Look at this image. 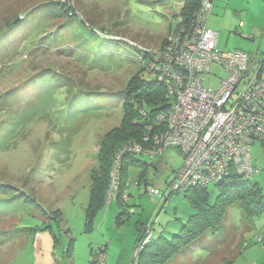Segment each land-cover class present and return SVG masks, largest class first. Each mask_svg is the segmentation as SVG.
<instances>
[{"label": "rangeland", "instance_id": "374dc122", "mask_svg": "<svg viewBox=\"0 0 264 264\" xmlns=\"http://www.w3.org/2000/svg\"><path fill=\"white\" fill-rule=\"evenodd\" d=\"M261 1L262 6L249 9V0H213L208 26L218 33L219 50L264 55ZM184 3L0 0V264H67L70 256L77 264H92L100 245L107 242L106 264H130L138 219L154 223L145 260L159 250L154 243L161 245L181 232L194 213L186 191L173 194L159 218L156 200L143 192L147 181L163 188L174 179L183 163L176 149L162 158L141 156L147 164H126L122 184H127L130 199L124 205L112 201L95 222L92 215L86 221L85 208L103 137L123 125L126 107H137L123 91L135 75L152 80L140 72L137 47L106 35L119 34L126 41L158 48L182 20ZM62 4L75 8V15L64 12ZM224 75L214 64L204 85L215 88ZM251 154L260 167L251 182L264 193L260 141L252 145ZM208 190L215 203L218 187L210 184ZM131 208L135 212L114 228L117 211ZM219 231H227L222 240H242V249L249 238L264 232V215L249 219L239 205H231ZM45 232L53 243L50 253L44 244L38 246L42 239L37 235ZM233 252L230 245L216 251L211 264H224ZM201 253L202 249L193 251L197 257ZM180 260L187 264L183 255Z\"/></svg>", "mask_w": 264, "mask_h": 264}, {"label": "built area", "instance_id": "2783aa9c", "mask_svg": "<svg viewBox=\"0 0 264 264\" xmlns=\"http://www.w3.org/2000/svg\"><path fill=\"white\" fill-rule=\"evenodd\" d=\"M213 8V0H202L192 21L175 27L158 48L127 41L138 48L144 72L166 87L169 105L144 129L143 140L151 147L131 139L117 152L109 201L117 198L122 160L129 153L153 159L176 149L183 155L182 166L165 187L145 186L156 197L158 218L168 198L181 190L220 182L232 172L252 178L260 171L251 148L257 141L264 146V55L219 50L218 33L207 24ZM214 64L226 75L217 87H206L204 79ZM123 198L128 200L130 194L125 192ZM153 227V222L146 223L131 263L152 240ZM107 259L103 245L92 264H106Z\"/></svg>", "mask_w": 264, "mask_h": 264}, {"label": "trees", "instance_id": "16d2710c", "mask_svg": "<svg viewBox=\"0 0 264 264\" xmlns=\"http://www.w3.org/2000/svg\"><path fill=\"white\" fill-rule=\"evenodd\" d=\"M60 2L63 3V1H59L58 3ZM201 2L202 0H185L182 10L183 18L176 27L190 23L195 12L200 7ZM61 8L64 12L67 11L70 15H75L76 9L72 6L62 4ZM106 37L113 42H127L120 39L119 37L123 36L119 34L106 35ZM133 41L136 42V40ZM130 44L133 45L132 43ZM140 72H144V70L142 69ZM123 95L126 98L133 97L137 102V107H126V116L124 117L123 125L109 131L101 141L98 155L100 161L99 167L94 169L91 174L92 186L87 208V222H89V216L92 215L94 218L96 212L107 202L112 183V166L117 152L131 139L137 140V142L144 144L147 148L151 147L150 142L146 143L143 140L144 129L146 126L152 124L158 113L169 105L164 84L155 79L144 80L139 75H135L130 79L127 88L123 91ZM143 110L145 111L143 112ZM141 156L144 155L129 153L122 160L119 187L117 198L115 199L119 205H124L130 199L125 200L123 198L124 193H127L126 187H128L126 183L124 185L122 184V173L126 169V164H136L139 162L147 164L139 159ZM146 184L154 185L151 183L148 184V181ZM212 184H215L219 189V195L215 203L210 198V191L208 190L210 184L185 190L188 201L194 209V213L190 216L188 222L182 226L181 232L175 234L171 240L164 239L161 245L157 242L154 243L158 245L159 250L151 251L148 260H145L147 253L144 252L148 246L153 244L151 240L131 264H134L138 256L140 257L141 255L139 264H165L183 248L194 243L204 233L210 232L211 230L217 231L223 223L227 210L231 205H239L249 217L264 214V193L256 183L251 182V178H246L232 172L222 181ZM169 199L170 197L168 201ZM127 215L128 211H122L117 218L118 223H123ZM56 216L57 218L59 217V220L61 219V215L57 214ZM147 222L139 225L137 241L144 234Z\"/></svg>", "mask_w": 264, "mask_h": 264}, {"label": "crops", "instance_id": "0c3cea01", "mask_svg": "<svg viewBox=\"0 0 264 264\" xmlns=\"http://www.w3.org/2000/svg\"><path fill=\"white\" fill-rule=\"evenodd\" d=\"M257 5L262 6V1L261 0H254V1L249 0V9L253 8ZM252 39L254 40V38H252ZM256 53H258V52H256ZM90 191H91V189H90ZM143 192H146V191L144 190ZM150 196L154 199V201L156 200V197H153L152 195H150ZM89 201H90V193H89L88 205H89ZM111 202L112 201H109V199H107V202L105 203V205L100 210H98L96 212V214L93 218L94 222H95L96 218L99 216L100 212L106 206H108V204H110ZM88 205L85 208L86 217H87ZM122 211L123 210H120V209L117 211L118 212L117 217L119 216V214ZM60 212H61V219H62L63 213L61 210H60ZM130 213L131 212L128 211V214H130ZM250 218H253V217H249V219ZM86 221H87V218H86ZM143 222H145V221L142 218L137 220V224H136L137 236H138V231H139V225ZM117 224L119 225V223L117 222V219H116V222L114 224V228L116 226H118ZM220 228H221V226L219 227V229ZM219 229L216 231V233H209V232L204 233L194 243L183 248L175 256H173L171 259H169L165 264H183L180 260L181 255H183V257H185L187 264H211V261L216 256L215 252L218 250H221L223 248H226L228 245H230V253L232 252V250H234V252L228 260H225L224 264H264V235H262L264 232L261 234H257L254 238H249V243L244 244L243 248L241 249V245H243L242 240L238 243H237V240L235 239V237L234 238L230 237V238H226V239L222 240L227 235V231H223V234H222V231L220 232ZM69 231H71L70 228H69ZM39 232H43V231H37L36 234ZM260 235H261L262 239L259 240ZM37 237H40L42 239V241L38 242V246H42L44 244L45 245L44 250L46 252L50 253L52 251L53 243H52V240L50 239L48 233L47 232L40 233L37 235ZM106 244H104V245H105L106 251H107L108 242ZM239 246H240V248H239ZM100 247H101V245H100ZM195 249H202L203 254L201 253L198 257L195 256L193 254V251ZM71 255H72V252H71ZM194 257H197V258H194ZM93 258H96V257H93ZM66 263L67 264H77L76 258L74 259L72 256H70L69 259L66 261ZM51 264H54V263H51ZM130 264H131V262H130Z\"/></svg>", "mask_w": 264, "mask_h": 264}, {"label": "bare ground", "instance_id": "6f19581e", "mask_svg": "<svg viewBox=\"0 0 264 264\" xmlns=\"http://www.w3.org/2000/svg\"><path fill=\"white\" fill-rule=\"evenodd\" d=\"M207 24H208V22H207Z\"/></svg>", "mask_w": 264, "mask_h": 264}]
</instances>
